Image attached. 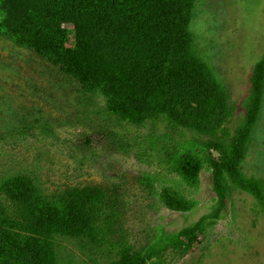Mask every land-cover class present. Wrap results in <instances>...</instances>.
<instances>
[{
	"label": "rangeland",
	"instance_id": "1",
	"mask_svg": "<svg viewBox=\"0 0 264 264\" xmlns=\"http://www.w3.org/2000/svg\"><path fill=\"white\" fill-rule=\"evenodd\" d=\"M190 30L210 84L211 115L234 133L243 118L252 67L264 54V0H195ZM61 78L52 77L30 50L0 34V208L13 220V230L29 220V203L11 199L2 186L19 175L53 201L64 192L99 188L111 194L117 211L106 240L88 233L49 236L50 264H116L119 244L141 250L159 227L178 230L209 211L215 197L210 171L204 168L199 185L189 187L172 170L170 159L187 149L216 156L203 148L214 139L211 134L165 117L141 125L119 121L105 110L100 93L69 90ZM100 128L110 131L108 141L91 147L84 138ZM241 169L264 186V104ZM141 174L152 176V187L136 180ZM164 187L197 200V206L188 213L167 209L159 198ZM153 260L264 264V213L252 195L233 188L219 221L190 250L169 246Z\"/></svg>",
	"mask_w": 264,
	"mask_h": 264
},
{
	"label": "trees",
	"instance_id": "2",
	"mask_svg": "<svg viewBox=\"0 0 264 264\" xmlns=\"http://www.w3.org/2000/svg\"><path fill=\"white\" fill-rule=\"evenodd\" d=\"M194 2L0 0V34L38 56L42 67L55 79L63 77L69 90L74 86L80 93H100L108 114L122 122L141 125L165 117L214 137L203 148L216 156L187 149L170 159L172 170L189 187L199 185L204 168L210 171L215 197L209 211L178 230L159 227L141 250L119 244L116 264H154L153 259L169 246L190 250L198 236H205L219 221L233 188L252 195L264 213L262 182L245 176L241 169L263 109L264 54L251 70L250 87L241 104L243 118L230 133L208 107L210 84L193 50L190 30ZM108 135L107 128L95 129L84 141L97 147L108 141ZM136 180L149 187L154 184L149 174ZM2 188L11 199L29 203L30 214L14 231L13 220L0 208V264H50L46 240L54 233H88L100 240L112 233L115 204L111 194L99 188L64 192L55 201L42 196L26 176L12 177ZM34 197L38 200L32 201ZM159 198L167 209L180 213L198 204L171 187L162 188Z\"/></svg>",
	"mask_w": 264,
	"mask_h": 264
}]
</instances>
